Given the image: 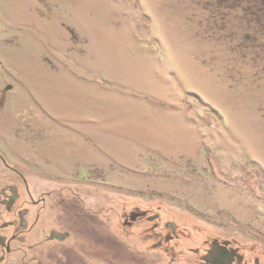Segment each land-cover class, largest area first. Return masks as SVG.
Instances as JSON below:
<instances>
[{"label":"rangeland","instance_id":"rangeland-1","mask_svg":"<svg viewBox=\"0 0 264 264\" xmlns=\"http://www.w3.org/2000/svg\"><path fill=\"white\" fill-rule=\"evenodd\" d=\"M10 185L0 264H145L165 222L264 264V0H0Z\"/></svg>","mask_w":264,"mask_h":264},{"label":"flooded vegetation","instance_id":"flooded-vegetation-1","mask_svg":"<svg viewBox=\"0 0 264 264\" xmlns=\"http://www.w3.org/2000/svg\"><path fill=\"white\" fill-rule=\"evenodd\" d=\"M18 198L19 192L17 187L11 185L9 187H3L0 192V202L5 207L6 213L12 212V209ZM132 216H134V220L143 218L144 216L148 217L149 220L158 218L157 214L149 215L146 211L141 213L135 212L134 214H132ZM17 221L15 219L6 223H9V225H11L16 223ZM163 226L153 224V231H155L154 234H157L159 236L157 239H150L147 237L144 239L148 241V247H151L152 249H161V251H163L158 258H154L153 253L149 254L151 258L150 260H147L145 264H248L245 261L244 256L239 253V248L229 241H217L219 245L222 246L220 248L222 252L217 254H211L209 252L212 249V244L204 248L202 252H200V249L198 248L192 249V251H190V254H185L182 251L180 252L179 250L183 249L175 242L176 240H178V238L174 223L165 222ZM22 231L23 230H21V228L17 226L16 230L11 232L10 235L6 233L1 234L0 242L2 240L4 244L0 243V246H2L5 251L10 252L12 250V241L14 240V238L20 237ZM20 239L23 240L24 237L21 236ZM233 249H236V252H232ZM211 259L213 261H210Z\"/></svg>","mask_w":264,"mask_h":264},{"label":"water","instance_id":"water-1","mask_svg":"<svg viewBox=\"0 0 264 264\" xmlns=\"http://www.w3.org/2000/svg\"><path fill=\"white\" fill-rule=\"evenodd\" d=\"M67 232H56V231H52L51 232V235H50V238H56V239H59V240H62V239H64L65 237H67ZM1 238H3V237H1ZM1 244H4V242L1 240V242H0ZM222 246L221 245H219V243L217 242V241H214V243H213V245H212V249L209 251L211 254H217V253H220V252H222L221 250H220V248H221ZM232 252H236V249H233V251ZM207 258V257H206ZM208 259V258H207ZM210 261H213L212 259L210 260Z\"/></svg>","mask_w":264,"mask_h":264},{"label":"bare ground","instance_id":"bare-ground-1","mask_svg":"<svg viewBox=\"0 0 264 264\" xmlns=\"http://www.w3.org/2000/svg\"><path fill=\"white\" fill-rule=\"evenodd\" d=\"M33 83V82H32ZM35 88V87H34ZM36 90V89H35ZM39 95V94H38Z\"/></svg>","mask_w":264,"mask_h":264}]
</instances>
